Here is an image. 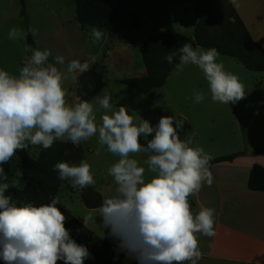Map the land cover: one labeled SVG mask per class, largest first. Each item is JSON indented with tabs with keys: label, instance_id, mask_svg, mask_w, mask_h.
Here are the masks:
<instances>
[{
	"label": "clouds",
	"instance_id": "obj_1",
	"mask_svg": "<svg viewBox=\"0 0 264 264\" xmlns=\"http://www.w3.org/2000/svg\"><path fill=\"white\" fill-rule=\"evenodd\" d=\"M33 35L36 30L29 29ZM26 35L17 28L9 30V39ZM93 43L101 40L103 30L92 27ZM18 75L0 69V261L3 264H84L91 257L85 245L78 244L65 227L67 217L60 210V197L36 206H18L6 192L16 187L8 182L4 165L18 150L29 145L51 148L56 141L78 146L82 141L98 137L96 155L101 150L119 157L108 168L116 184L112 196L98 209L100 226L117 241L116 251L135 258L137 264H199L203 253L197 234L216 235L215 209L201 207L194 213L189 197L206 183H213L210 161L213 157L203 148L192 147V140L181 139L178 129L183 122L173 116H162L153 126L148 120L136 119L124 105L115 107L111 96L96 97L104 110L97 122L93 103L77 98L69 103L64 82L88 71L87 61L71 60L66 72L49 63L47 49H30ZM215 48H194L185 43L170 52L166 61L182 70L195 65L203 73L213 102L232 103L245 98L238 77L217 62ZM55 64L64 65L65 57L56 56ZM194 102L205 99L203 91H194ZM175 122V123H174ZM142 144L141 138H147ZM143 154V165L133 158ZM54 171L62 181L81 191L96 183L86 159L79 163L58 161ZM151 173L145 179V173ZM22 173L17 172V176ZM91 217H84V225ZM118 258V255L117 257Z\"/></svg>",
	"mask_w": 264,
	"mask_h": 264
},
{
	"label": "rangeland",
	"instance_id": "obj_2",
	"mask_svg": "<svg viewBox=\"0 0 264 264\" xmlns=\"http://www.w3.org/2000/svg\"><path fill=\"white\" fill-rule=\"evenodd\" d=\"M134 15L137 27L132 16ZM196 20L194 5L192 2H179L177 0H125L118 16L106 29L103 37L96 43L92 42L91 26L82 28L76 16L75 0H0V69L6 70L12 75H18L26 56H31V51L26 48L49 50L51 56L49 63L66 72L67 64L71 60L87 61L90 68L100 72L105 81V87L96 97L111 96V103L118 108L126 106L129 113L138 122L139 118L148 120L155 126L162 116H173L182 121L183 128L178 129L181 139L192 140V147L199 146L213 158L236 153L235 132L240 130L245 136L244 125L240 119V108L247 111L245 104L257 103V97L253 93L252 86L264 84L262 72H252L238 63L233 58L217 57V62L225 66V70L233 73L243 84L245 98L235 104L220 105L219 109L209 117L206 116V105L212 101L207 81L202 71L195 65H186L182 70L174 69L168 76L163 87L155 89L148 94L138 93L133 88L122 83L129 78H139L146 75L143 63L140 43L164 35L180 34L191 36ZM12 28H17L26 35L17 40L9 39L8 33ZM36 30L33 35L29 29ZM29 34L36 43L33 47L29 41ZM203 49V48H202ZM65 57V64H55V57ZM82 74H76L73 80L71 75L64 82L69 103L77 101L76 88ZM194 91H203L205 99L194 102ZM94 97L93 103L97 122L104 112ZM243 104V105H242ZM235 109V110H234ZM236 113L239 116L237 118ZM237 122H236V119ZM213 119V120H211ZM175 123V122H174ZM249 132L252 135L254 122L248 120ZM151 135L142 139L147 142ZM241 142L244 144V139ZM84 159L91 165V171L96 183L91 187L100 193L103 199L112 196L116 189L113 177L108 174V168L118 161L119 157L101 150L96 155L98 137L94 136L88 141H82ZM27 151L37 157L39 146L29 145ZM142 166L145 156L135 154ZM78 164V163H77ZM11 184L17 181V186H22L21 160L15 155L12 160L4 165ZM151 173L146 171L145 179H150ZM59 197L61 205L84 224V217H91L86 223L92 232L107 234V229L100 226L98 210H92L85 206L78 194L72 193L66 186L60 189ZM190 202V201H189ZM191 206L192 203L190 202ZM23 206L24 204H17ZM106 232V233H105Z\"/></svg>",
	"mask_w": 264,
	"mask_h": 264
},
{
	"label": "trees",
	"instance_id": "obj_3",
	"mask_svg": "<svg viewBox=\"0 0 264 264\" xmlns=\"http://www.w3.org/2000/svg\"><path fill=\"white\" fill-rule=\"evenodd\" d=\"M192 2L196 14L193 37L180 34L164 35L148 39L139 45L146 75L139 78H129L123 84L133 88L138 93L148 94L165 85L169 74L179 63L176 57L169 64L165 57L175 52L185 43L194 48H215L219 56H227L252 72H264V48L251 37L230 0H177ZM125 0H75L76 16L82 28L88 26L106 29L118 16ZM137 27L134 15H131ZM29 43L35 47L32 36H28ZM105 87V81L100 72L91 68L84 72L76 88L80 100L91 101L99 95ZM235 110V109H234ZM130 114V113H129ZM237 118L238 114L235 111ZM131 115V114H130ZM141 143L145 142L141 138ZM37 157L32 156L27 149L18 150L16 155L21 160L22 186L10 187L6 195L13 198L16 204H34L36 206L49 203L52 197L59 196L62 186H66L72 193L78 194L89 209H98L104 199L100 193L91 187L81 191L73 189L68 181H62L54 171L58 161L79 163L84 159L81 145L74 146L70 142L56 141L51 148L39 146ZM243 153L213 158L210 166L221 162L233 161ZM256 154L264 155V151ZM247 187L251 191L264 192V167L255 164L250 172ZM60 210L67 217L65 227L70 230L71 237L78 243L85 245L89 252L93 242L92 230L68 212L61 204Z\"/></svg>",
	"mask_w": 264,
	"mask_h": 264
},
{
	"label": "crops",
	"instance_id": "obj_4",
	"mask_svg": "<svg viewBox=\"0 0 264 264\" xmlns=\"http://www.w3.org/2000/svg\"><path fill=\"white\" fill-rule=\"evenodd\" d=\"M230 1L252 39L264 48V0ZM189 37H193V34ZM252 87L257 103L245 104L247 111L240 108L238 112L245 129L244 138L240 130L239 133L235 132V151L243 154L233 161L211 165V186L205 183L198 193L189 197L194 213L201 207L215 209L216 235L206 237L197 234L199 248L203 253L199 264H264V192L251 191L247 187L252 167L255 164L264 167V155L256 154L264 151V84ZM205 105L206 116L209 117L222 104L209 101ZM248 120L255 124L252 135ZM93 234L91 257L84 264H137L134 257L123 252L118 254L117 241L107 234ZM117 255L118 258H115Z\"/></svg>",
	"mask_w": 264,
	"mask_h": 264
}]
</instances>
